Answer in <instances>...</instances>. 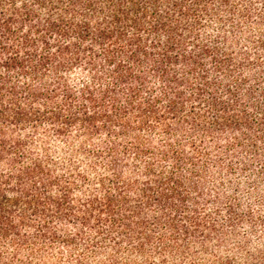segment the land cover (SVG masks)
Masks as SVG:
<instances>
[{"label":"trees","instance_id":"16d2710c","mask_svg":"<svg viewBox=\"0 0 264 264\" xmlns=\"http://www.w3.org/2000/svg\"><path fill=\"white\" fill-rule=\"evenodd\" d=\"M235 3L0 0V264H235L199 206L207 145L264 131V37L204 34Z\"/></svg>","mask_w":264,"mask_h":264},{"label":"rangeland","instance_id":"374dc122","mask_svg":"<svg viewBox=\"0 0 264 264\" xmlns=\"http://www.w3.org/2000/svg\"><path fill=\"white\" fill-rule=\"evenodd\" d=\"M235 5L240 11L251 13L253 19L241 21L240 26L231 29L228 26L230 18L223 16L224 26L212 24L204 34L217 35L219 31H224L236 50L253 51L251 41L264 37V23H257L258 19L255 18L257 12L264 11V1L240 0ZM233 21L237 23L240 17L235 16ZM260 58L264 59V53H260ZM246 70L250 80L261 77L260 69ZM260 82L264 88V80ZM263 102L259 99V108L249 110L248 114L254 122L262 120L264 123ZM254 130L235 135L243 141V145H237L227 153L226 145H207L212 152L204 159L208 167L205 171L204 196L199 197V206L206 202L205 213L210 214L217 223V231L207 240L206 250L217 257L231 258L235 264L245 261L264 264V131L259 134ZM50 145L56 158L76 147L75 143L64 145L51 142ZM214 161H218L220 167H215ZM198 246L193 247V255L199 253ZM201 259H206L207 264L213 263L208 254L177 263L191 264Z\"/></svg>","mask_w":264,"mask_h":264}]
</instances>
